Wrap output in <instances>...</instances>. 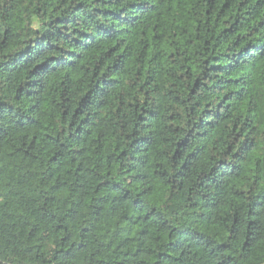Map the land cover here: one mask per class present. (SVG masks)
Wrapping results in <instances>:
<instances>
[{
    "label": "trees",
    "instance_id": "16d2710c",
    "mask_svg": "<svg viewBox=\"0 0 264 264\" xmlns=\"http://www.w3.org/2000/svg\"><path fill=\"white\" fill-rule=\"evenodd\" d=\"M0 264H264V0H0Z\"/></svg>",
    "mask_w": 264,
    "mask_h": 264
},
{
    "label": "rangeland",
    "instance_id": "374dc122",
    "mask_svg": "<svg viewBox=\"0 0 264 264\" xmlns=\"http://www.w3.org/2000/svg\"><path fill=\"white\" fill-rule=\"evenodd\" d=\"M48 247L49 249H52L54 247V242L51 238L47 239Z\"/></svg>",
    "mask_w": 264,
    "mask_h": 264
}]
</instances>
